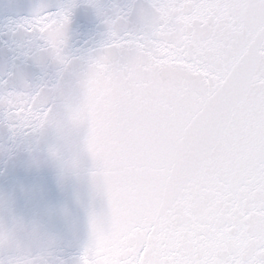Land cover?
<instances>
[{"label":"snow or ice","instance_id":"6c2138e0","mask_svg":"<svg viewBox=\"0 0 264 264\" xmlns=\"http://www.w3.org/2000/svg\"><path fill=\"white\" fill-rule=\"evenodd\" d=\"M72 7L40 6L17 25L64 67ZM150 9L139 32L127 13L106 18L83 81L107 213L93 217L81 264H264V0ZM41 95L0 93L14 135L38 134L50 110ZM17 254L0 264H39Z\"/></svg>","mask_w":264,"mask_h":264},{"label":"water","instance_id":"95a60500","mask_svg":"<svg viewBox=\"0 0 264 264\" xmlns=\"http://www.w3.org/2000/svg\"><path fill=\"white\" fill-rule=\"evenodd\" d=\"M73 4L66 29V67L40 53L17 25L37 7L56 10ZM101 10L104 15H101ZM150 0H0V93H41L42 102L59 112L60 101L79 98L89 61L107 40L106 18L127 13L125 28L139 32ZM83 129L62 150L67 167L53 162L49 148L60 143L53 130L17 136L0 120V260L17 253L39 264H81L91 244V221L107 213L95 164L82 147Z\"/></svg>","mask_w":264,"mask_h":264},{"label":"clouds","instance_id":"9594fccd","mask_svg":"<svg viewBox=\"0 0 264 264\" xmlns=\"http://www.w3.org/2000/svg\"><path fill=\"white\" fill-rule=\"evenodd\" d=\"M60 104L61 110L59 112L50 109L46 113L37 135L48 130L55 132L60 143L50 147L49 154L54 163L61 168H65L70 163V158L65 156L61 145L67 143L72 135L81 129L84 131L82 147L91 156L89 137L96 116L97 102L83 82L79 98L76 101L64 99L60 101ZM9 239V234H0V245H6L3 242ZM20 258L19 254H16L9 259L16 260Z\"/></svg>","mask_w":264,"mask_h":264}]
</instances>
